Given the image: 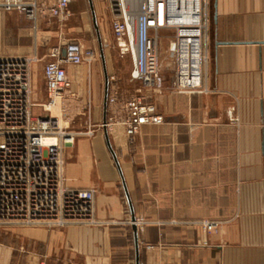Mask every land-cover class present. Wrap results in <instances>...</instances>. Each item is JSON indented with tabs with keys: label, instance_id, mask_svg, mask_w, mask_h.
Here are the masks:
<instances>
[{
	"label": "crops",
	"instance_id": "obj_1",
	"mask_svg": "<svg viewBox=\"0 0 264 264\" xmlns=\"http://www.w3.org/2000/svg\"><path fill=\"white\" fill-rule=\"evenodd\" d=\"M93 5L109 77L113 13L110 0ZM69 13L35 27L0 9V58H38L34 103L44 111L51 48L79 42L94 50L92 64L66 65L71 86L58 112L82 108L89 91L92 119L103 123L106 72L90 1L74 0ZM210 16L208 92L175 91L170 68L165 90L146 92L166 122L144 126L133 141L123 128L110 133L124 181L104 130L66 150L67 185L95 190L100 224L1 227L0 264H264V0H211ZM124 183L146 222L139 250ZM204 222L218 227L208 233Z\"/></svg>",
	"mask_w": 264,
	"mask_h": 264
},
{
	"label": "built area",
	"instance_id": "obj_2",
	"mask_svg": "<svg viewBox=\"0 0 264 264\" xmlns=\"http://www.w3.org/2000/svg\"><path fill=\"white\" fill-rule=\"evenodd\" d=\"M73 1L1 0L0 9L18 12L38 27L49 18L66 22ZM110 4L119 53L132 61L129 82L142 87L130 95L122 90L115 74L109 76L106 126L109 134L123 128L133 141L144 126L166 122L146 94L150 90L162 93L166 88L161 62L163 40L169 42L172 89L179 93L208 92L204 80L209 62L211 0H110ZM48 57L50 61L44 65L48 96L44 116L32 111V66L38 58H0V228L100 224L95 190L67 185L65 152L74 145L75 135L66 132L58 117L52 115L71 86L66 65L92 64L97 56L94 50L71 42L54 46ZM134 224L139 235L143 234L146 222L136 219ZM217 227L214 222L203 223L208 233Z\"/></svg>",
	"mask_w": 264,
	"mask_h": 264
},
{
	"label": "rangeland",
	"instance_id": "obj_3",
	"mask_svg": "<svg viewBox=\"0 0 264 264\" xmlns=\"http://www.w3.org/2000/svg\"><path fill=\"white\" fill-rule=\"evenodd\" d=\"M168 48H169V42L163 40L161 42V62L163 66V73L166 76V79H169L171 77L169 70L171 67V59L168 56ZM105 49L107 50V54L109 57L108 59H109V65L111 67V73L115 74L119 79L122 90L125 91V93L133 95L134 91L142 86L140 84H131L129 82L130 72H131L130 69L132 67L131 58L121 57L116 41L111 36L107 38ZM97 64L99 66L101 64L100 57L97 60ZM86 82L87 84L89 83V81ZM84 98L85 99L82 102L83 104L82 108L78 110L77 106L69 107L65 115H63V118L62 115H60V113L58 112V110L60 111L59 105L56 108H54L52 111V115L58 117L60 126L64 130H66V132L75 135V143L73 146H75L77 140L80 138H90L97 133L103 132L102 121L100 120V122L95 123L92 119L89 91L85 92ZM34 102L35 101H34V90H33V94H32L33 114H35L36 116H41V115L44 116L46 113L42 110V108L36 106ZM73 146H70V148Z\"/></svg>",
	"mask_w": 264,
	"mask_h": 264
},
{
	"label": "water",
	"instance_id": "obj_4",
	"mask_svg": "<svg viewBox=\"0 0 264 264\" xmlns=\"http://www.w3.org/2000/svg\"><path fill=\"white\" fill-rule=\"evenodd\" d=\"M89 1H90V4H91V9H92V13H93L95 28L97 30V34H98V38H99V42H100L101 58H102V61H103V64H104L105 72H106L103 130H104V133H105V138H106L108 149L110 150V152H111V154L113 156V159H114V161H115V163H116V165H117V167L119 169V172L121 174L122 180L124 181L122 170H121V166H120V162H119V159H118L117 154L115 152V149L113 147V144L111 142L109 130H108L107 126H106L107 117H108V97H109V86H110V83H109V77H108V74H107V66H106V59H105V54H104V49H103L102 38H101L99 26H98L97 16H96V13H95V10H94L93 0H89ZM173 49H174V46H173ZM64 55H65V53H64ZM124 186H125V189H126V195H127V198H128V202H129L130 208H131V221L133 222V230L135 232L136 247H137V250H139V233H138V228H137L136 224H134L136 222V217H135V213H134L133 207L131 206L130 197H129V194L127 192V188H126L125 183H124ZM137 264H140L139 258H137Z\"/></svg>",
	"mask_w": 264,
	"mask_h": 264
}]
</instances>
